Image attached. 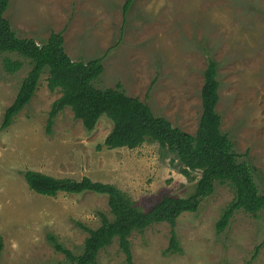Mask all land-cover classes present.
I'll return each mask as SVG.
<instances>
[{
    "label": "rangeland",
    "instance_id": "rangeland-1",
    "mask_svg": "<svg viewBox=\"0 0 264 264\" xmlns=\"http://www.w3.org/2000/svg\"><path fill=\"white\" fill-rule=\"evenodd\" d=\"M125 2L9 0L4 17L17 37L39 45L61 32L71 60L101 59L103 72L92 81L96 89L120 83L155 116L192 135L202 113L203 73L214 59L221 130L239 161L253 168L257 189L264 193V0H133L124 13ZM5 58L22 67L8 73ZM29 70V60L0 53V264H66L50 238L78 255L87 237L84 227L96 229L98 214H108L105 195L33 193L26 171L112 184L145 212L163 195L192 193L199 173L189 181L173 155L156 143L98 151L113 125L106 116L88 132L65 108L47 133L49 111L60 96L48 90L47 71L29 104L2 128L4 112ZM233 197L228 184H216L197 212L178 217L174 232L180 253L163 254L168 223L132 233V264H264V210L256 216L237 211L222 232L216 231ZM96 264H127L116 239L99 252Z\"/></svg>",
    "mask_w": 264,
    "mask_h": 264
},
{
    "label": "trees",
    "instance_id": "trees-1",
    "mask_svg": "<svg viewBox=\"0 0 264 264\" xmlns=\"http://www.w3.org/2000/svg\"><path fill=\"white\" fill-rule=\"evenodd\" d=\"M133 0H126L123 11ZM9 0H0V53H15L29 60L30 70L22 80L18 92L3 115L2 128L8 127L34 96L41 75L47 71V88L59 91L60 96L52 103L46 123L50 133L57 115L69 108L73 117L84 129L92 131L101 116L112 122V129L97 150L126 148L133 150L146 142L156 143L165 153L173 155L179 164V173L189 181H195L192 193L185 198L163 195L147 212L134 206L132 200L112 184L93 181L88 177L80 180L55 178L29 170L23 176L35 194L55 197L59 193L81 194L91 192L107 197L108 214L100 212V225L96 229L84 227L87 237L83 250L74 255L51 237L55 251L62 253L66 264H96L100 251L110 246L114 239L132 264L129 237L143 232L153 224L168 223L171 227L169 245L163 254L180 253L174 232L178 217L183 213L197 212L201 201L213 194L216 184H228L234 193L233 200L223 210L216 223V231L222 232L237 211L253 216L264 210V193L254 182L253 168L247 161H239L229 136L221 130V116L217 111L220 83L217 80L218 64L209 58L204 70L201 88L202 113L195 134H189L153 114L147 104L130 97L118 83L114 88L96 89L92 81L103 72L101 59L86 62L73 61L64 49L61 32H52L44 44L31 38H19L4 17ZM5 70L12 74L22 67L18 60L5 58ZM4 244L0 237V255ZM258 249V248H257Z\"/></svg>",
    "mask_w": 264,
    "mask_h": 264
}]
</instances>
